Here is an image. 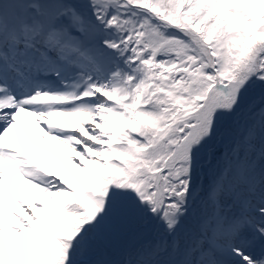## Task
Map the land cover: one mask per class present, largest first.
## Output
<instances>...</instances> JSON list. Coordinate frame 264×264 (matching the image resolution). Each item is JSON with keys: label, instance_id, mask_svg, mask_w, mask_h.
Segmentation results:
<instances>
[{"label": "snow or ice", "instance_id": "obj_1", "mask_svg": "<svg viewBox=\"0 0 264 264\" xmlns=\"http://www.w3.org/2000/svg\"><path fill=\"white\" fill-rule=\"evenodd\" d=\"M0 264H264V0H0Z\"/></svg>", "mask_w": 264, "mask_h": 264}, {"label": "bare ground", "instance_id": "obj_2", "mask_svg": "<svg viewBox=\"0 0 264 264\" xmlns=\"http://www.w3.org/2000/svg\"><path fill=\"white\" fill-rule=\"evenodd\" d=\"M27 119L31 123L32 118L27 117ZM21 131L30 141L40 144L42 156H38L37 158L42 159L47 164L50 171L68 174V169L72 161L65 158L67 156V150L63 146L56 144L54 141L39 140V130L36 125L32 124V132L29 133L23 124V118ZM17 136L22 141V137H20L19 134H17ZM45 144L47 147H45Z\"/></svg>", "mask_w": 264, "mask_h": 264}]
</instances>
